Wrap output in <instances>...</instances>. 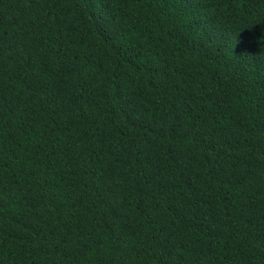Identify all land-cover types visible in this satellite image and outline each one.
Here are the masks:
<instances>
[{
	"label": "trees",
	"instance_id": "obj_1",
	"mask_svg": "<svg viewBox=\"0 0 264 264\" xmlns=\"http://www.w3.org/2000/svg\"><path fill=\"white\" fill-rule=\"evenodd\" d=\"M0 264H264V0H0Z\"/></svg>",
	"mask_w": 264,
	"mask_h": 264
}]
</instances>
